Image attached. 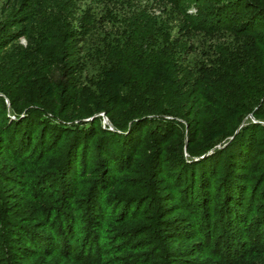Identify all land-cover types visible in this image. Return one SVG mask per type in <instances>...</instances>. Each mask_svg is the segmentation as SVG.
I'll return each mask as SVG.
<instances>
[{
  "label": "trees",
  "instance_id": "1",
  "mask_svg": "<svg viewBox=\"0 0 264 264\" xmlns=\"http://www.w3.org/2000/svg\"><path fill=\"white\" fill-rule=\"evenodd\" d=\"M149 1L0 6V264H264V0Z\"/></svg>",
  "mask_w": 264,
  "mask_h": 264
},
{
  "label": "rangeland",
  "instance_id": "2",
  "mask_svg": "<svg viewBox=\"0 0 264 264\" xmlns=\"http://www.w3.org/2000/svg\"><path fill=\"white\" fill-rule=\"evenodd\" d=\"M3 1L4 0H0V6L2 5ZM135 4L141 11L140 18L145 21L143 23L145 24L146 27H153L152 25L155 24L157 25V27H175L177 25L178 19L180 18V15L177 12L169 11V9H167L166 12L165 10L164 11H162L161 9L159 10V8H157V5L149 0H135ZM195 11L196 9L193 7L189 9V12H195ZM154 22L157 23L153 24ZM20 42L22 43L23 40H21ZM195 56L196 55L189 53L188 57H186V54L183 53L181 55V59L189 60L195 58ZM184 65L188 66L187 62L184 63ZM98 115L101 117V124L103 126L108 125V121L105 115L103 113H99ZM109 128L112 129L110 125Z\"/></svg>",
  "mask_w": 264,
  "mask_h": 264
},
{
  "label": "water",
  "instance_id": "3",
  "mask_svg": "<svg viewBox=\"0 0 264 264\" xmlns=\"http://www.w3.org/2000/svg\"><path fill=\"white\" fill-rule=\"evenodd\" d=\"M262 124H264V123H262Z\"/></svg>",
  "mask_w": 264,
  "mask_h": 264
},
{
  "label": "built area",
  "instance_id": "4",
  "mask_svg": "<svg viewBox=\"0 0 264 264\" xmlns=\"http://www.w3.org/2000/svg\"><path fill=\"white\" fill-rule=\"evenodd\" d=\"M105 120V119H104Z\"/></svg>",
  "mask_w": 264,
  "mask_h": 264
}]
</instances>
